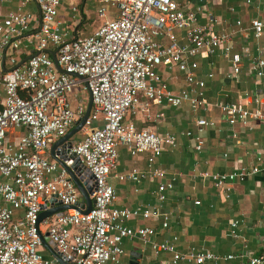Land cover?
Wrapping results in <instances>:
<instances>
[{
    "label": "built area",
    "instance_id": "2783aa9c",
    "mask_svg": "<svg viewBox=\"0 0 264 264\" xmlns=\"http://www.w3.org/2000/svg\"><path fill=\"white\" fill-rule=\"evenodd\" d=\"M31 1L37 6V15L12 12L0 23V177L5 179L0 182V264H57L42 254L40 234H47L61 257L71 264L117 263L123 254V240L134 237L150 244L155 254L169 252L171 264L234 260L264 264V255L218 256L195 249L181 254L172 243L151 242L155 234L151 228L124 226L133 217L157 216L156 211L113 207L116 192L108 178L117 167L118 147L126 148L132 157L149 154L147 171L132 169L115 176L120 181L140 183L162 177L159 170L152 169L154 159L165 147L175 146L174 136L159 135L149 128L138 130L133 123H124L126 116L140 112L147 120L156 121L161 115L152 118V106L187 103L193 112L208 106L205 83L194 76L198 65L188 61L208 57L221 46L229 56L232 46L228 35H218L198 23L199 16L212 21L206 13L207 4L185 12L175 0H101L98 16L105 20L102 25L89 36L72 38L58 20L65 0ZM109 7L114 10L110 19ZM35 22L38 28L34 30ZM249 25L255 38L264 35L262 21L254 19ZM177 31L184 33L183 44ZM22 48L30 53L19 66ZM229 57L231 77L240 72V57ZM162 65L176 67L197 91L171 92L157 73ZM248 73L263 77L264 61H252ZM81 86L89 94L92 107L81 130L82 138L73 143L69 157L80 160L75 173L82 182L92 177L93 205L87 213L80 211L81 196L67 171L46 158L52 140L65 137L86 114L82 98L75 106L71 100L73 89ZM215 106L230 126L252 129L250 124L257 122L264 127V109L250 111L229 103ZM213 124L198 119L197 134H185L194 137L196 151L203 147L204 130ZM13 135L15 140L10 139ZM259 171L258 167L241 168L233 173L200 176L221 190ZM172 188V183L160 184L158 200L164 201V192ZM54 196L70 209L38 224L41 206ZM16 211L23 214L15 217ZM168 221L164 215L163 228ZM238 224L231 221L229 225L233 238H238ZM42 225L46 233L41 231Z\"/></svg>",
    "mask_w": 264,
    "mask_h": 264
},
{
    "label": "crops",
    "instance_id": "0c3cea01",
    "mask_svg": "<svg viewBox=\"0 0 264 264\" xmlns=\"http://www.w3.org/2000/svg\"><path fill=\"white\" fill-rule=\"evenodd\" d=\"M175 1L185 12L194 10L197 5L207 4L206 13L212 21L199 16L198 23L213 33L230 37L232 49L229 56L236 54L240 57V72L230 77V57L225 55L221 46L208 57L188 61L197 63L194 76L205 83L206 108L193 112L187 103L179 107L162 104L150 108L152 118L161 115L156 121L147 120L140 112L126 116L124 123H133L138 130L149 128L159 135L174 136L175 146L165 147L161 155L154 159L152 169L159 170L162 177L145 179L140 183L120 181L115 176L132 169L147 171L149 154L132 157L126 148L118 147L117 167L108 178L116 192L113 207L130 211L138 208L156 211L157 216L148 219L133 217L126 220L124 226L133 230L151 228L155 233L151 242L172 243L181 254L195 249L218 256L264 255V127L257 122L250 124L252 129L239 124L230 126L215 106L229 103L250 111L264 109V75L258 79L248 73L252 61H264V35L255 38L249 25L254 19L264 24V0ZM100 2L65 0L58 11L62 29L69 30L72 38L91 35L105 21L98 16V9L102 7ZM12 12L37 15L38 9L31 0H4L0 3V23ZM108 14V19L114 15L111 7ZM96 17L100 22L96 23ZM238 22L240 24L236 25ZM33 25L34 30L38 28L36 22ZM88 30V34L83 32ZM176 35L183 44L184 33L177 31ZM161 42L167 43L162 39ZM29 53V50L22 48L18 59L25 61ZM157 73L173 93L190 90L194 94L197 91L195 86L186 83L184 74L176 67L162 65ZM81 98L88 108L89 94L83 90V86L71 96L73 106ZM198 119L214 123L204 130L200 151L195 150L194 137L185 135L188 132L197 134ZM15 137L13 135L10 139L15 140ZM81 138V135L74 136L71 140L77 142ZM59 140L54 138L50 144L46 153L49 161H54L51 150ZM253 167H258L260 171L243 182L228 183L221 190L215 188L210 179L200 176L202 173L226 174ZM4 181L0 177V182ZM165 183H172L173 188L164 192L165 200L161 202L157 198V190L160 184ZM22 214V211H16L15 217ZM164 215L169 217L167 228L162 227ZM231 221L239 222L236 230L238 238L230 236ZM122 249L123 254L118 262L108 264H171L172 261L169 252L155 254L150 244H144L135 237L125 238ZM41 252L52 259L44 248ZM216 264H239V261H219Z\"/></svg>",
    "mask_w": 264,
    "mask_h": 264
},
{
    "label": "water",
    "instance_id": "95a60500",
    "mask_svg": "<svg viewBox=\"0 0 264 264\" xmlns=\"http://www.w3.org/2000/svg\"><path fill=\"white\" fill-rule=\"evenodd\" d=\"M26 61V60H25ZM24 63L21 62L19 66ZM57 67V66H56ZM92 107V101L89 97V104L86 111V114L82 119L77 121L75 123V126L71 128V130L68 132V134L60 138L58 143L53 146L51 150V157L52 159L57 162L63 169H65L69 175V180L71 184H73L77 190L80 193V204L79 208L80 211L83 213L90 212L93 201L91 200V193H92V177L88 178L87 181L82 182L81 177H79L78 174L75 172L79 170L80 166V160L75 159L74 157H69V152L71 149V146L73 145V142L71 139L82 130L84 127L85 121L88 118V115L90 113ZM56 197H49L44 204L40 208V213L38 217V224H41L45 220H49L54 215H59L60 213H63L66 210H69L70 207L63 206L60 202H58ZM40 240L42 247L50 254L53 261L57 264H71L70 262L64 260V258L61 257V255L58 253L57 249L54 247V245L51 243V241L48 238L47 234H40Z\"/></svg>",
    "mask_w": 264,
    "mask_h": 264
},
{
    "label": "rangeland",
    "instance_id": "374dc122",
    "mask_svg": "<svg viewBox=\"0 0 264 264\" xmlns=\"http://www.w3.org/2000/svg\"><path fill=\"white\" fill-rule=\"evenodd\" d=\"M98 22H100V21H99L98 18L96 17V23H98ZM83 32H84L85 34H86V33L88 34L90 31L88 30V31H86V32H85V31H83ZM78 91H79V87H78V88H74L73 91H72V95L76 94ZM72 95H71V96H72ZM81 133H82V132L79 131V132L75 135V137H80ZM46 229H47V228H46L44 225L41 226V231H43L44 233H46V231H45Z\"/></svg>",
    "mask_w": 264,
    "mask_h": 264
}]
</instances>
